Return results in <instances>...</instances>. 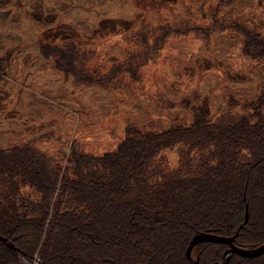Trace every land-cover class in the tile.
Segmentation results:
<instances>
[{"label": "trees", "instance_id": "1", "mask_svg": "<svg viewBox=\"0 0 264 264\" xmlns=\"http://www.w3.org/2000/svg\"><path fill=\"white\" fill-rule=\"evenodd\" d=\"M151 1L134 0L133 17H99L94 40L66 20L56 22L35 37L37 50L74 79L103 84L119 99L142 85L143 68L158 63L171 39L208 40L213 29L232 30L241 32L243 52L264 54V30L222 21L215 4L151 20L158 7L182 2L155 7ZM12 2L0 0V9ZM100 20L114 26L105 31ZM7 54L13 51L0 57ZM206 104L162 128L146 118L121 119L113 147L91 151L71 139L63 160L26 140L0 145V233L15 246L0 239V264L34 252L42 264H190L184 253L190 235L232 233L244 201L247 218L234 239L247 246L261 242L264 109L209 113ZM224 245L202 240L192 249L199 250L198 264H206ZM224 264H264V250L249 257L233 252Z\"/></svg>", "mask_w": 264, "mask_h": 264}, {"label": "rangeland", "instance_id": "2", "mask_svg": "<svg viewBox=\"0 0 264 264\" xmlns=\"http://www.w3.org/2000/svg\"><path fill=\"white\" fill-rule=\"evenodd\" d=\"M181 1L158 7L151 20L183 17L192 14L195 5L208 10L215 4L222 21L264 30V0ZM13 2L0 9V55L7 49L14 54L0 57V145L26 140L63 160L71 139L91 151L113 147L121 119L146 118L149 126L162 128L175 119L188 120L191 108L203 102L209 113L222 109L246 115L264 109V54L252 57L243 52L241 32L213 29L208 40L202 35L171 39L158 63L143 68L142 85L119 99L109 87L76 80L67 69L57 68L40 54L34 39L66 20L94 40L99 17H133L134 0ZM160 2L167 0H152L148 5L157 7ZM142 12L138 10L140 16L145 15ZM102 23L105 31L114 26L112 20ZM219 253L209 261L220 259Z\"/></svg>", "mask_w": 264, "mask_h": 264}, {"label": "water", "instance_id": "3", "mask_svg": "<svg viewBox=\"0 0 264 264\" xmlns=\"http://www.w3.org/2000/svg\"><path fill=\"white\" fill-rule=\"evenodd\" d=\"M243 211H242V220L240 222L237 223L236 227L234 228V231L232 233H219L216 231H211L208 229H202V230H195L190 237L187 240V243L184 247V253L186 254L189 262L191 264H198L197 263V259H198V254L197 251L194 254H191V248L193 246V244L196 241H200L202 239L204 240H218V241H223L226 243V246L221 250V258L220 259H215L212 261L207 262L206 264H224L228 255L231 253V251L234 252H239L242 255L245 256H250L253 254H257L260 253L261 250L264 249V239L260 242L257 243L255 245H249V246H245L240 244L239 242H237L236 240H234V235L237 233V227H239L242 223V221H245L247 216V205H246V201L243 202ZM0 239L4 240L6 242V244L9 247L14 248V244L12 243V241L6 237L5 234H1L0 233ZM36 260L39 261V259L35 256L34 257ZM4 264H32L30 262H22L19 260H16V262H7ZM41 264V263H40Z\"/></svg>", "mask_w": 264, "mask_h": 264}, {"label": "flooded vegetation", "instance_id": "4", "mask_svg": "<svg viewBox=\"0 0 264 264\" xmlns=\"http://www.w3.org/2000/svg\"><path fill=\"white\" fill-rule=\"evenodd\" d=\"M234 240H235V239H234ZM224 246H225V245H224ZM224 246H223V247H224ZM223 247H222V248H223ZM222 248H221V249H222ZM221 249H220V250H221ZM220 250H219V252H220ZM219 256H220V254H219Z\"/></svg>", "mask_w": 264, "mask_h": 264}, {"label": "bare ground", "instance_id": "5", "mask_svg": "<svg viewBox=\"0 0 264 264\" xmlns=\"http://www.w3.org/2000/svg\"><path fill=\"white\" fill-rule=\"evenodd\" d=\"M238 231V230H237ZM235 236V235H234Z\"/></svg>", "mask_w": 264, "mask_h": 264}]
</instances>
